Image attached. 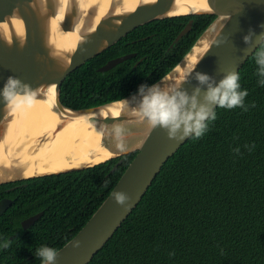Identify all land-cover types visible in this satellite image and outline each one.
<instances>
[{"label": "trees", "instance_id": "trees-1", "mask_svg": "<svg viewBox=\"0 0 264 264\" xmlns=\"http://www.w3.org/2000/svg\"><path fill=\"white\" fill-rule=\"evenodd\" d=\"M214 17L177 16L138 26L71 72L62 84L61 101L89 107L156 82ZM190 19L191 28L176 40ZM255 51L238 72L241 90L249 93L248 110L217 108L209 130L200 139L189 138L170 157L88 264H264V86L258 83ZM132 52L136 55L113 68L98 70L109 59ZM253 144L251 151L244 147ZM135 154L30 179L0 217V264H39V247H62L108 196ZM105 181H110L107 187ZM41 210L42 217L24 229L22 219ZM5 240L10 246L2 247Z\"/></svg>", "mask_w": 264, "mask_h": 264}, {"label": "water", "instance_id": "water-1", "mask_svg": "<svg viewBox=\"0 0 264 264\" xmlns=\"http://www.w3.org/2000/svg\"><path fill=\"white\" fill-rule=\"evenodd\" d=\"M202 14L215 17L184 57L154 82L161 83L186 62L175 85L183 84L189 93L198 86L195 72L207 74L219 82L227 72H239L260 46L258 36L264 33V0H0V90L9 77L36 90L35 101L30 105L13 108L0 98V184L86 169L136 152L85 225L58 249L55 264H88L137 207L164 164L189 139L177 143L168 138L165 130L153 129L140 121L133 114L135 104L129 103L138 91L97 105L73 108L61 101L63 82L87 60L140 25L157 19ZM192 24L190 19L176 40ZM211 27H214L212 35L193 53ZM250 31L255 35L252 44L248 45L244 37ZM217 40L223 42L216 45ZM135 55L132 52L109 59L98 70L107 71ZM50 94L55 96L60 109L75 115L76 130L91 127L99 120L120 121L132 117L124 136L135 138L136 143L124 153L115 147L113 152L91 163L45 173L28 172L27 167L38 164L32 158L36 159L45 150L40 146L31 154L25 149L24 142L31 137L27 128L30 111L35 103ZM73 131L71 129L70 133ZM114 191L130 196L132 207L125 211L117 204L111 195ZM12 202L9 198L0 200V216ZM42 213L24 219L23 228L31 226ZM77 241L80 242L78 248L74 247Z\"/></svg>", "mask_w": 264, "mask_h": 264}, {"label": "clouds", "instance_id": "clouds-1", "mask_svg": "<svg viewBox=\"0 0 264 264\" xmlns=\"http://www.w3.org/2000/svg\"><path fill=\"white\" fill-rule=\"evenodd\" d=\"M253 35L255 33L250 31L244 37L246 44H252ZM258 39L260 46L255 51V61L258 65L256 74L260 77L258 83L264 86V33H261ZM222 42L217 40L216 45ZM193 71L189 73V77ZM194 78L198 81V86L191 93L183 88V84L166 86L157 82L151 86L140 85L138 95L133 96L132 101L129 102L135 104V107H132L133 114L151 128L165 130L169 139L179 143L188 138H202L209 130V123L217 119V108L233 109L239 107L244 111L248 110L249 106L245 104V98L249 93L247 89L241 90L240 76L237 71L227 72L219 82L201 72H195ZM35 96L36 90L13 77H9L4 88L0 90L2 101L13 108L30 105L35 101ZM251 107H255V105L252 104ZM124 131L123 127L114 124L110 132V135L116 140V148L121 153L127 151ZM244 147L251 151L255 145H245ZM234 152L239 154L240 148H235ZM108 183L110 181H105L104 187H107ZM111 195L125 211L132 207L131 197L126 193L114 191ZM10 243V241L5 240L2 247H8ZM79 246L80 242L77 241L74 247L78 248ZM35 255L40 258L41 264H55L58 250L41 246L36 250Z\"/></svg>", "mask_w": 264, "mask_h": 264}, {"label": "bare ground", "instance_id": "bare-ground-1", "mask_svg": "<svg viewBox=\"0 0 264 264\" xmlns=\"http://www.w3.org/2000/svg\"><path fill=\"white\" fill-rule=\"evenodd\" d=\"M213 30L214 27H211L199 40L193 53L204 45ZM185 63L169 73L161 83L166 86L175 85ZM29 117L31 120L27 128L31 137L24 142L25 149L31 154L40 146L45 147V150L36 159L32 158L38 164L27 167V171L41 173L91 163L102 155L113 152L116 147V140L110 135L113 125H120L126 131L132 119L128 117L120 121L99 120L91 127L76 130L75 115L60 109L53 94L35 103ZM71 129L75 131L70 133ZM134 143L135 138L125 137L127 149Z\"/></svg>", "mask_w": 264, "mask_h": 264}, {"label": "flooded vegetation", "instance_id": "flooded-vegetation-1", "mask_svg": "<svg viewBox=\"0 0 264 264\" xmlns=\"http://www.w3.org/2000/svg\"><path fill=\"white\" fill-rule=\"evenodd\" d=\"M30 179H32V178H30ZM30 179H22V180H17V181H14V182H9V183H3V184H0V186L1 185H7V186H4L3 188H2V191H1V194H3L1 197H0V200H2L3 198H9V199H12V201H15V198H17V194H15V192H17V191H19L20 189H22L23 187L22 186H25V185H27L28 183H29V180ZM9 192L10 194H7V195H5L3 192ZM12 204H13V202H12ZM11 204V205H12ZM10 205V206H11ZM10 206H8V208L5 210V212L10 208ZM4 212V213H5ZM39 212H43L42 213V215L44 214V211H37V212H35V213H33V214H31V215H29V216H27V217H25L24 219H26V218H28V217H30V216H33V215H35V214H37V213H39ZM4 213L2 214V215H4ZM2 215L0 216V217H2ZM42 215L40 216V217H42ZM39 217V218H40ZM39 218L31 225V226H29L28 228H24V229H29V228H31L38 220H39ZM24 219H22V221L24 220ZM22 221H21V225H22ZM23 227V226H22Z\"/></svg>", "mask_w": 264, "mask_h": 264}]
</instances>
